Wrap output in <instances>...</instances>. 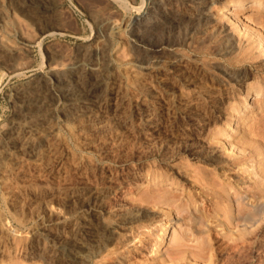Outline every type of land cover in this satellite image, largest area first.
<instances>
[{
  "label": "rangeland",
  "instance_id": "obj_1",
  "mask_svg": "<svg viewBox=\"0 0 264 264\" xmlns=\"http://www.w3.org/2000/svg\"><path fill=\"white\" fill-rule=\"evenodd\" d=\"M226 1L0 0V264H264V0Z\"/></svg>",
  "mask_w": 264,
  "mask_h": 264
},
{
  "label": "bare ground",
  "instance_id": "obj_2",
  "mask_svg": "<svg viewBox=\"0 0 264 264\" xmlns=\"http://www.w3.org/2000/svg\"><path fill=\"white\" fill-rule=\"evenodd\" d=\"M261 4V3H260ZM247 4L245 3V2H243V1H233V0H229V1H226V2H224L223 4H222V6H221V11L224 13V14H226V15H229V13H230V11H232V10H243L244 9V7L246 6ZM258 10H259V8H258ZM234 122H235V119L234 118H232L231 119V121H230V123L225 127V130H224V132H228V131H230V129H232V128H234ZM233 130V129H232ZM247 199V198H246ZM248 200V199H247ZM50 209H52V208H50ZM80 229H83V228H80ZM164 231H165V228L164 227H161L158 231H156L157 232V234H156V237H157V239L156 240H161V238L163 237V233H164ZM69 250V249H68ZM73 252V251H72ZM72 252H70V253H68V257L70 258V259H75L76 258V254H74V253H72ZM63 262V261H62ZM61 262V263H62ZM64 263V262H63Z\"/></svg>",
  "mask_w": 264,
  "mask_h": 264
}]
</instances>
